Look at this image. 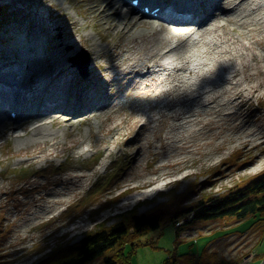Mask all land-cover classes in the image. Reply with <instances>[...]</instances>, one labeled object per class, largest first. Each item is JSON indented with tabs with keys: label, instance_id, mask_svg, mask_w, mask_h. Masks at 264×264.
Segmentation results:
<instances>
[{
	"label": "bare ground",
	"instance_id": "obj_1",
	"mask_svg": "<svg viewBox=\"0 0 264 264\" xmlns=\"http://www.w3.org/2000/svg\"><path fill=\"white\" fill-rule=\"evenodd\" d=\"M7 1L11 11L2 21L13 18L16 10L25 17L6 20L4 25H26L30 42L39 31L53 40H49L40 56L32 52L21 57L17 53L16 58L15 51V58L0 66V112L6 107L7 111L12 108L16 113L15 119L20 120L5 135L23 140L29 133L27 138L30 140L25 143L35 144L30 151L31 161L52 150L68 147L67 140H76L72 130L74 124L85 122L91 113L100 120L104 132L112 133L109 138L101 140L103 147L100 151L108 155L112 148L120 151L124 141L126 153H133V164L140 162L144 147L142 135L152 122L155 123L151 129L153 139L146 140L149 151L154 148L155 141L160 143L157 148H161V154L175 144L177 148L184 149L196 137L203 135V138H209L215 123L221 120L236 123L234 108H241L249 100L250 93L264 86V56L253 49L248 54H240V62L210 63L207 60L209 49L223 45L225 48L218 50L219 54H233L240 36H248V44H243L245 48L255 43L264 52V0H137V4L157 7L156 14L167 20L183 22L181 26L169 25L178 28L175 31L158 29L153 22L145 21V15L138 17L136 10L139 7L130 0H121L122 5L117 0H99L93 1L91 6L89 0H82L80 13L88 20L83 25L92 28L100 41L108 40L103 47L82 36L78 22L69 16H66L65 23L59 25L57 18H62L63 14L61 11L54 13L55 4L44 5L48 13L45 20L39 24L32 21L27 24L29 14H25L20 6L24 5L29 11L37 9L41 13L39 6L46 1ZM117 7L119 12H116ZM117 17L121 22H117ZM66 25L70 31L63 30ZM229 25L233 26V32L238 30L237 36L229 34ZM141 26L148 31H141ZM56 27L61 38L54 35ZM111 30L113 34H110ZM210 33L213 36L207 38ZM158 34L162 35L158 37ZM19 36L10 37L9 45L14 46ZM171 38H175L173 43ZM190 40L193 44L202 43L206 49L181 55L178 50ZM67 43L74 49L78 45L89 51L92 61L90 74L80 75L69 63L72 53L64 48ZM162 44L164 46L160 48ZM32 47L34 43H29V51H34ZM242 78L249 83L243 85ZM133 89L140 92L131 95ZM122 99H127L130 112L116 121V113L123 110ZM116 105L118 107L113 108ZM156 111L161 114L159 118L153 116ZM4 118L0 117V130L4 127ZM52 126H62L64 140L59 141L56 133L48 132ZM83 175L58 177L53 180V185H66L69 189L78 185ZM50 183L51 180L46 179L36 188L40 190ZM152 189L141 194L147 196ZM63 192L61 189L56 192L48 190L31 197L34 207H41L35 216L38 218L52 210V204ZM140 195H131L128 200Z\"/></svg>",
	"mask_w": 264,
	"mask_h": 264
},
{
	"label": "rangeland",
	"instance_id": "obj_2",
	"mask_svg": "<svg viewBox=\"0 0 264 264\" xmlns=\"http://www.w3.org/2000/svg\"><path fill=\"white\" fill-rule=\"evenodd\" d=\"M45 1L43 6H39L41 13L40 11L38 13L37 9L29 11L24 5L20 6L25 14H29L28 19L26 18L27 24L32 22L39 24L45 20L48 13L47 6L44 5L55 4L54 13L61 11L63 14L62 18H57L59 25L65 23L66 16H69L78 22L77 26L82 36L89 37L92 42L102 47L107 44V39L100 41L92 28L83 25L88 20L80 13V8H83L82 0ZM93 1L99 2L89 0V6L94 4ZM8 3L7 0H0V6L3 8L5 5L9 7ZM117 3L121 4L120 0H117ZM140 5L143 4L138 6ZM136 11L138 17L142 16L140 8ZM116 12H119V9ZM4 17L5 15L0 17V66L15 58V51L16 58L17 53L21 57L32 52L37 56L42 55L49 40L50 42L52 40L51 36L48 37L39 31L33 37V42H30L27 39L26 25L23 27L20 24L4 25L6 20L20 19L25 15L18 14L16 10L13 18L8 17L9 19L2 21ZM118 18L117 22H121ZM149 20L145 19L150 22ZM159 24L154 25L158 29L178 30ZM141 27V31H148V28ZM232 28L233 26L229 25L227 31L237 36L238 30L233 32ZM9 29L12 30L5 33ZM66 29L70 31L67 25L63 26V30ZM54 30V35L61 38L60 30L57 27ZM217 32L220 34L221 30ZM110 34H113L112 30ZM15 35H20L16 39L17 42H14L16 44L9 45V38ZM161 35L158 34V37ZM212 36L210 33L207 38ZM174 40L175 38H171V43ZM29 43H34L32 47L34 51H29ZM243 44H248V36L239 37V42L234 45L233 54L218 53L225 45L209 49L207 60L210 63L240 62L242 59L240 54H248L250 49L264 56V52L257 44L253 43L246 48ZM163 46L164 44L160 48ZM77 47L74 49L70 43L64 46L72 53V59H77L80 55L88 56V65L85 69L87 76L90 74L92 64L91 54L85 47L81 48L78 45ZM205 49L206 46L202 43L193 44L190 40L178 52L181 55H188ZM69 63L73 64V61ZM262 67L264 69V64ZM241 83L246 85L249 82L242 78ZM136 92L140 91L133 89L130 94L134 95ZM120 103L123 104V110L116 113V121L130 112L127 99L120 100ZM116 107L118 105L113 108ZM6 110L7 107L4 111ZM234 110L237 112L234 117L236 123L221 120L215 123L216 126L209 138H203L201 135L184 149L177 148L175 144L162 154L161 148H157L160 144L157 141L152 150L149 151L146 147V140L153 139L151 129L155 123L152 122L143 132V156L140 162L137 161L135 164L133 153L127 154L124 150V141L120 145V151L112 148L109 155L100 151L103 147L101 140L104 137L109 138L112 133L104 132L100 120L92 113L85 122L74 124L72 130L76 134V140H67L68 147L52 150L33 161L29 156L35 144L25 143L30 134L23 136V140L5 135L11 126L20 122L19 119L5 117L4 127L0 130V264H37L57 244L77 242L86 231L93 230L99 223L111 224L118 218L116 215L135 205L137 213L151 214L156 212L157 208L174 210L179 204L185 205L200 196L219 195L236 182L264 172V86L250 93L249 100L243 103L241 108L236 107ZM160 115L157 111L153 114L158 118ZM61 127L52 126L48 130L56 133V139L59 141L64 140ZM67 175L84 177L77 183L78 185L69 189L66 185H53L54 179ZM46 179L52 183L38 190L37 185ZM151 187L154 189L149 195L141 194ZM57 189L64 192L52 204L53 209L37 218L34 213L37 210L41 211V207H34L31 197H37L48 190L56 192ZM161 192L163 193L160 194ZM134 194L141 195L139 198L128 200V197ZM42 204L46 205V202L42 201ZM70 209L73 210V214H81L74 218L70 217ZM256 218L249 216L242 220L199 221L179 232L178 236L174 226L167 224L161 230H151L140 236V239L148 243L135 248L129 264H160L172 251H175L181 263L185 264V261L190 259L188 255L196 257L202 248L216 251L219 256L225 258H234L237 264H252L264 257V221ZM129 239L130 236L120 244L122 247L126 243L124 251L130 248ZM115 249H118V246H115ZM101 260V257H97L85 264H102Z\"/></svg>",
	"mask_w": 264,
	"mask_h": 264
},
{
	"label": "trees",
	"instance_id": "obj_3",
	"mask_svg": "<svg viewBox=\"0 0 264 264\" xmlns=\"http://www.w3.org/2000/svg\"><path fill=\"white\" fill-rule=\"evenodd\" d=\"M3 14V7L0 6V17ZM69 211L70 217L73 218L81 214H73L72 209ZM249 216L264 221V172L236 182L219 195H203L185 205L179 204L174 210L157 208V211L151 214L137 213L135 205L116 215L118 218L111 224L99 223L93 230L86 231L79 241L57 244L37 264H85L97 257H101L102 264H129L135 248L148 243L140 239V236L151 230H161L165 225L172 224L178 236L179 232L195 222L242 220ZM129 236L130 248L124 251L126 243L122 247L120 244ZM115 246H118V249H115ZM188 256L190 259L185 261V264H237L234 258H225L219 256L216 251L203 248L196 257ZM259 262L255 260L252 264ZM160 264L182 263L175 251H172Z\"/></svg>",
	"mask_w": 264,
	"mask_h": 264
},
{
	"label": "water",
	"instance_id": "obj_4",
	"mask_svg": "<svg viewBox=\"0 0 264 264\" xmlns=\"http://www.w3.org/2000/svg\"><path fill=\"white\" fill-rule=\"evenodd\" d=\"M87 61H88L87 55H84V56L80 55L79 59L77 60V63H78V66H80V69H81V67L82 68L84 67L83 69L86 68L85 64H87ZM83 69H81V70H83ZM258 264H264V257L262 259H260V262Z\"/></svg>",
	"mask_w": 264,
	"mask_h": 264
}]
</instances>
